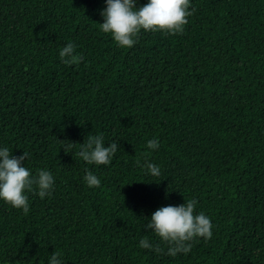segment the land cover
<instances>
[{
    "label": "trees",
    "instance_id": "trees-1",
    "mask_svg": "<svg viewBox=\"0 0 264 264\" xmlns=\"http://www.w3.org/2000/svg\"><path fill=\"white\" fill-rule=\"evenodd\" d=\"M189 3L182 34L121 48L106 0H0V149L54 177L51 195L26 191L27 215L0 199V264H264V0ZM97 135L119 145L107 166L77 155ZM190 199L212 237L169 256L145 225Z\"/></svg>",
    "mask_w": 264,
    "mask_h": 264
},
{
    "label": "clouds",
    "instance_id": "clouds-1",
    "mask_svg": "<svg viewBox=\"0 0 264 264\" xmlns=\"http://www.w3.org/2000/svg\"><path fill=\"white\" fill-rule=\"evenodd\" d=\"M103 10L104 23L101 30L111 34L121 48H131L136 43L141 30L145 32H162L165 34H182L188 23V17L195 9L189 11V0H149L147 4L137 8V0H106ZM75 45L67 44L60 50V58L66 65H74L83 61V56L75 52ZM74 143H70L69 147ZM149 149L159 147V141L149 140ZM119 145L116 142L105 146L102 135L89 137L77 155L89 165H109ZM66 153H69L65 151ZM27 153L12 156L8 148L0 149V199L16 209L29 212L27 192L38 190L43 199L51 195L54 177L47 170H40L36 175L23 166ZM139 164V161H137ZM144 167L154 177L161 175V170L153 163L146 162ZM89 187H99L101 181L92 172L84 177ZM197 201L190 199L180 206H166L156 210L145 228L155 232L163 243L168 245L167 255L175 257L179 253L187 254L192 248V241L202 237L206 241L212 237L213 225L203 213L194 214ZM139 246L157 253H164L159 245L153 246L147 239H141ZM60 253L53 252L49 264H61Z\"/></svg>",
    "mask_w": 264,
    "mask_h": 264
}]
</instances>
